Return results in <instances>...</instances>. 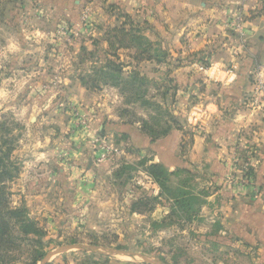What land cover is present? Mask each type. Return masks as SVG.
<instances>
[{"label": "rangeland", "instance_id": "374dc122", "mask_svg": "<svg viewBox=\"0 0 264 264\" xmlns=\"http://www.w3.org/2000/svg\"><path fill=\"white\" fill-rule=\"evenodd\" d=\"M79 2L73 23L45 0H0V125L21 165L10 204L47 231L38 264H264V69L226 96V82L194 77L209 51L168 48L180 38L108 0ZM224 27L245 37L233 17ZM174 130L167 167L148 145ZM153 164L173 173L165 187ZM243 218L256 243L236 238ZM13 237L0 264H30L40 245Z\"/></svg>", "mask_w": 264, "mask_h": 264}, {"label": "crops", "instance_id": "0c3cea01", "mask_svg": "<svg viewBox=\"0 0 264 264\" xmlns=\"http://www.w3.org/2000/svg\"><path fill=\"white\" fill-rule=\"evenodd\" d=\"M45 1L61 7L68 17H73V23L77 21L79 0ZM108 2L116 4L133 19L150 24L155 28L156 34L170 37L172 40L174 37L180 38L173 40L172 43H166L170 49L175 47L183 53L209 51L212 54L211 69L200 71L194 74V77L202 78L207 83L226 82L224 92L226 96H239L234 92L235 86L242 83L241 91L249 92L251 80L255 78L254 70L264 69V14L259 12L262 9V0H108ZM241 11L246 17L243 26L245 37L240 41L238 37V41L235 42L230 37L228 41L224 23L229 16ZM183 81L185 82L186 78ZM198 95L201 97L202 93ZM216 100L217 98L210 105L213 104L215 107ZM254 112L256 110H244L248 117L253 116ZM248 117L244 119L247 123L250 120ZM172 138L178 140L180 147L182 135L178 130L172 131L167 138L148 145L156 154V162L167 167L175 162L168 151V144ZM205 146V137L196 136L193 143V155L196 159L202 156L201 151H205ZM239 222L241 226H245V232L241 230L236 238L248 245L256 243L258 235L255 233L248 235V226L256 225L257 221L252 222L243 218Z\"/></svg>", "mask_w": 264, "mask_h": 264}, {"label": "trees", "instance_id": "16d2710c", "mask_svg": "<svg viewBox=\"0 0 264 264\" xmlns=\"http://www.w3.org/2000/svg\"><path fill=\"white\" fill-rule=\"evenodd\" d=\"M112 80L114 86L122 83L118 79L113 78ZM144 103L151 104L150 102ZM7 130L5 124L0 125V243L11 244L14 238L13 232H17L21 242L28 241L40 245L33 251L34 256L30 263L38 264L46 256L43 239L47 236V231L37 221L31 219L26 209L11 207L9 183L18 178L21 165L13 158L15 144L13 138L5 133ZM150 175L160 182V186L165 187L168 177L173 173H169L159 164H153L150 167ZM134 208H137L136 205Z\"/></svg>", "mask_w": 264, "mask_h": 264}, {"label": "built area", "instance_id": "2783aa9c", "mask_svg": "<svg viewBox=\"0 0 264 264\" xmlns=\"http://www.w3.org/2000/svg\"><path fill=\"white\" fill-rule=\"evenodd\" d=\"M232 17L235 18V19L237 20L239 26L242 27V30H243L244 21L242 20L241 15L237 13V14H235L234 16H231V17H229V18H232Z\"/></svg>", "mask_w": 264, "mask_h": 264}, {"label": "water", "instance_id": "95a60500", "mask_svg": "<svg viewBox=\"0 0 264 264\" xmlns=\"http://www.w3.org/2000/svg\"><path fill=\"white\" fill-rule=\"evenodd\" d=\"M144 261L147 262V263H149V264H163V263H161L159 261L153 260L152 258H145Z\"/></svg>", "mask_w": 264, "mask_h": 264}]
</instances>
